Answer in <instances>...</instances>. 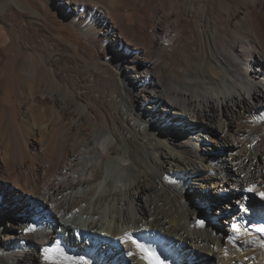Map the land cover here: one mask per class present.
<instances>
[{
	"label": "bare ground",
	"instance_id": "bare-ground-1",
	"mask_svg": "<svg viewBox=\"0 0 264 264\" xmlns=\"http://www.w3.org/2000/svg\"><path fill=\"white\" fill-rule=\"evenodd\" d=\"M260 193L264 0H0V264H264Z\"/></svg>",
	"mask_w": 264,
	"mask_h": 264
},
{
	"label": "snow or ice",
	"instance_id": "snow-or-ice-1",
	"mask_svg": "<svg viewBox=\"0 0 264 264\" xmlns=\"http://www.w3.org/2000/svg\"><path fill=\"white\" fill-rule=\"evenodd\" d=\"M251 190H252V189H249V191H251ZM260 196H261L262 198H264V193H260ZM198 223L202 226L203 223H204V221H199ZM34 230H35L34 227H29V228H26V229H25V232H30V231H34ZM256 231H257V232H260V233H262V234H264V226H262V227H257ZM126 235H127V234H126ZM127 238H128L129 240H132L131 236H127ZM132 243L136 244V246H137L138 248H140V249H142V250H144V251H147V250L143 249V245H140V244H139L138 242H136L135 240H132ZM44 251H45V253H47V252H48V249H45ZM129 255H132V253H129ZM153 256H155L154 253H153ZM46 258H47V257H46ZM78 264H88V261L84 260L83 257H80V258H79V261H78ZM149 264H153V261L150 260V261H149ZM155 264H163V261H161L160 258H159L158 256H155Z\"/></svg>",
	"mask_w": 264,
	"mask_h": 264
},
{
	"label": "rangeland",
	"instance_id": "rangeland-1",
	"mask_svg": "<svg viewBox=\"0 0 264 264\" xmlns=\"http://www.w3.org/2000/svg\"><path fill=\"white\" fill-rule=\"evenodd\" d=\"M255 144V143H254ZM193 185V186H192ZM197 185V184H196ZM195 184H192V183H188L187 185H186V187L184 188V191L186 192V193H190V192H192L193 190H197L198 189V186H196ZM186 189V190H185ZM199 208H201L202 210H206V207L205 206H199ZM0 212H1V214H0V218H2V217H8L7 215L9 214H7V213H4L3 214V212H2V209L0 210ZM208 219L210 220V218H211V215H210V210H208ZM225 215V214H224ZM223 217H225V216H223ZM212 219V218H211ZM226 225V224H225ZM225 225H223V223H221V222H216L215 224H214V227L216 228V229H219L220 231H222L223 233L225 232ZM224 235H227V233L225 232L224 233Z\"/></svg>",
	"mask_w": 264,
	"mask_h": 264
}]
</instances>
